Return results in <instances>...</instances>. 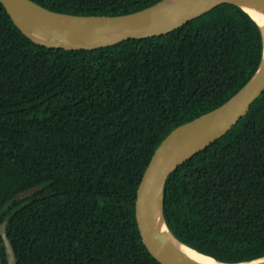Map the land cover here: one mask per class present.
I'll list each match as a JSON object with an SVG mask.
<instances>
[{
  "label": "trees",
  "instance_id": "1",
  "mask_svg": "<svg viewBox=\"0 0 264 264\" xmlns=\"http://www.w3.org/2000/svg\"><path fill=\"white\" fill-rule=\"evenodd\" d=\"M34 1L120 15L160 0ZM262 49L258 24L231 3L164 35L67 50L32 41L0 2V223L13 212L12 264H161L137 226L141 178L173 129L244 86ZM165 217L220 261L264 255V91L169 175ZM0 248L11 264L1 235Z\"/></svg>",
  "mask_w": 264,
  "mask_h": 264
},
{
  "label": "water",
  "instance_id": "2",
  "mask_svg": "<svg viewBox=\"0 0 264 264\" xmlns=\"http://www.w3.org/2000/svg\"><path fill=\"white\" fill-rule=\"evenodd\" d=\"M0 2L17 27L32 41L67 50H93L132 38L164 35L223 3L235 4L245 10L258 24L262 34L263 52L258 69L226 102L177 126L161 142L137 188L135 210L143 243L161 264H264V255L251 260L224 262L203 254L178 239L165 217V185L169 175L227 133L248 113L253 101L264 91V0H160L143 9L120 15L59 12L34 0ZM41 187L27 189L16 198H22ZM12 214L0 223V235L11 264L16 262V252L7 235V224ZM183 247L208 259L192 260L184 253Z\"/></svg>",
  "mask_w": 264,
  "mask_h": 264
},
{
  "label": "bare ground",
  "instance_id": "3",
  "mask_svg": "<svg viewBox=\"0 0 264 264\" xmlns=\"http://www.w3.org/2000/svg\"><path fill=\"white\" fill-rule=\"evenodd\" d=\"M249 12L254 16V17H257L256 14L252 11V10H249ZM258 18V17H257ZM183 251L184 253L189 257L191 258L192 260H195V261H202L203 259H208L206 256L188 248V247H183Z\"/></svg>",
  "mask_w": 264,
  "mask_h": 264
},
{
  "label": "rangeland",
  "instance_id": "4",
  "mask_svg": "<svg viewBox=\"0 0 264 264\" xmlns=\"http://www.w3.org/2000/svg\"><path fill=\"white\" fill-rule=\"evenodd\" d=\"M0 251H1V248H0ZM0 264H1V256H0Z\"/></svg>",
  "mask_w": 264,
  "mask_h": 264
}]
</instances>
